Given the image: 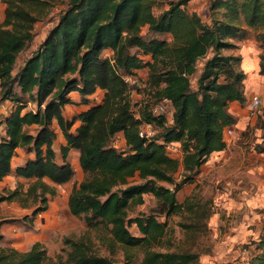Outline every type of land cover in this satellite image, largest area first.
Listing matches in <instances>:
<instances>
[{"label":"trees","instance_id":"1","mask_svg":"<svg viewBox=\"0 0 264 264\" xmlns=\"http://www.w3.org/2000/svg\"><path fill=\"white\" fill-rule=\"evenodd\" d=\"M0 1L6 4L0 23V99L12 103L0 118L5 130L0 181L12 171L18 148L35 153L16 166L18 175L71 181L75 170L67 153L77 148L84 178L73 186L68 206L89 229L98 230L109 251L101 254L90 234L66 235V259L60 256L58 264H219L200 259L210 253L201 238L211 230V199L192 192L181 201L178 193L197 182L212 153L227 146L226 132L236 123L229 107L244 103L246 76L242 56L228 51L250 28L264 44V0H210L209 21L189 10L191 0H66L57 21L18 67L37 23L62 0ZM142 69H148V96L134 102L125 77L142 80ZM99 89L102 100L92 102ZM73 91L80 93L78 104L89 107L66 118L65 106L75 103ZM161 101L172 105L171 119L154 111ZM55 119L66 138L62 162L53 148ZM144 125L152 127V136L140 135ZM119 134L122 142L116 146ZM171 144L180 156L170 153ZM254 149L264 153V133ZM40 184L44 204L33 209V218L47 209L46 193H55ZM147 194L156 198L163 219L155 213L131 215ZM5 199L0 196V202ZM178 213L182 219L170 224L168 217ZM0 264L55 263L36 241L27 250L0 247Z\"/></svg>","mask_w":264,"mask_h":264},{"label":"rangeland","instance_id":"2","mask_svg":"<svg viewBox=\"0 0 264 264\" xmlns=\"http://www.w3.org/2000/svg\"><path fill=\"white\" fill-rule=\"evenodd\" d=\"M65 1L62 0L58 3L47 18L37 23L34 41L19 56L18 64L26 59L48 28L57 21L58 14L65 7ZM209 2L210 0H191L188 8L191 11H197L203 20L209 21ZM5 6L6 4L0 1V23L5 15ZM235 41L238 47L228 52L240 54L243 47H251L260 54L261 59V54L264 53V44H261L254 29H248L245 38ZM107 54L111 53L108 52ZM240 65L244 70L242 62ZM198 66L201 64L199 63ZM256 72L264 75L260 73V68ZM147 75L148 69H142L139 72V77L142 80H139L138 86L132 89L134 102H140L148 96V90L144 84ZM245 75L244 86L246 87V83H249V74L245 73ZM197 76L198 73H195L191 78L193 86L196 85ZM257 96L260 103L254 105L253 99ZM249 100V104L238 103L239 106L237 105V107H229L230 112L236 118L235 126L232 128L233 131L236 129V141L243 143V150L250 162L249 167L243 169L245 171L242 176L244 179L241 176L238 179H201L200 181L198 179L196 183L185 185L178 193V198L181 201L192 192H197L199 197L204 200L211 199L212 201L213 215L209 220L211 230L207 236L201 238V241L203 240L202 242L209 246L210 250V253L200 255V259L204 263L214 260L219 264H254V261L260 260L264 264V153H259L254 149L255 143L262 141L264 133V90L262 92L253 91ZM1 103L4 101L0 99ZM159 104L165 106L164 113L168 119H171L172 105L167 101H161ZM243 131L246 132L242 136ZM228 135L231 134L226 132V140L229 138ZM116 140L121 145L120 134ZM236 155L238 156V153ZM73 180L78 183L83 179ZM31 184L32 182L29 180L16 181L15 179H5L0 182V196L8 197V199L0 202V247L22 245L28 249L35 240V236L31 233H36L32 227L36 217L33 218L31 213L35 207L44 204L40 198L43 189L38 187L36 194H34L30 191ZM161 184L165 183L161 182ZM52 189L55 190L56 188ZM46 197L48 206V198H53L54 195L48 192ZM60 201L59 199V203ZM235 203L236 209L234 208ZM59 206L62 216L66 217L67 220L63 226L64 230L51 233L47 239L48 242L43 243L55 264L59 263L60 256L63 260L66 259V250L63 249L62 238L64 235L77 238L86 233L90 234L100 253L109 255L108 249L99 242L98 230L89 229L82 218L72 217L65 210V205L60 203ZM131 211L132 216L139 213H155L158 214L159 219L164 218V216L159 215L158 202L152 194L145 195L144 203L134 206ZM180 219H182L180 213L171 214L168 217V221L172 225ZM129 228L134 234H139V229L135 224H131ZM178 230L179 228H177ZM120 252L122 251L120 250ZM116 258L120 260L122 258L121 253Z\"/></svg>","mask_w":264,"mask_h":264},{"label":"crops","instance_id":"3","mask_svg":"<svg viewBox=\"0 0 264 264\" xmlns=\"http://www.w3.org/2000/svg\"><path fill=\"white\" fill-rule=\"evenodd\" d=\"M240 54L242 56V63L245 73L249 74L248 76L249 83H246L245 101H244V103L249 104L251 100V99L249 100V98L253 91L262 92L264 90V75H260L258 74V72H256L260 68V54L255 50V48L243 47ZM20 64L17 63L16 64L17 67ZM103 96H104V90L99 89L90 97L92 98V102H100ZM71 97L75 103H69L65 106L64 116L66 118H71L75 113L89 107V105L86 104H78L81 98L79 92L77 91L71 92ZM237 105L238 103L234 102L231 104V107H237ZM11 109H12L11 101L6 100L4 101V103H1L0 118L3 115H7L11 111ZM53 127L56 131V138L54 140L53 148L56 152L57 161L62 162L64 158L61 153V147L66 144V138L56 119L53 122ZM4 133H5L4 126L0 122V140L1 137L4 135ZM228 136L229 138L227 140L226 148L212 153L208 158V160L202 165L201 172L197 178L199 179V181L201 179H238L240 178L239 176L241 177L243 176V173L245 172L243 169L249 167L250 162L249 160H247L246 152L243 150L244 145L241 141L239 142L236 141V129H234L233 133ZM236 153H238V156L236 155ZM34 156L35 153L33 151L28 152L23 148H18L12 160L13 169L8 175H6L3 178L2 181H4L5 179H15L16 181L29 180L30 182H32L30 188L34 194H36V189H38V187L39 188L41 187L40 184L41 182L45 183L46 185H49L52 188H56L55 193L53 194L54 197L48 198L47 209L41 211L36 216L32 226L36 232L34 234L31 233V235L35 236L34 242L40 241L42 243L44 242L47 243L48 242L47 239L51 236L50 234L63 231L64 230L63 226L64 224H66L67 221L66 217L62 216L59 206L60 203L65 205L66 207L65 210L68 211L72 217H74V215H72V213L70 212L68 206V199L73 186L77 182L75 180H71L63 184H58L52 181L48 177L42 178L40 182L38 180L39 179L38 177H24L18 175L15 172L16 166L25 163V161L28 158H33ZM79 156H80V151L77 148H71L67 153V160L71 163L73 169L75 170V175L73 179L84 178V172L79 163ZM242 179H244V177H242ZM37 193L40 194V192L38 191ZM47 194L48 192L46 193V196ZM59 199L61 200L60 203H59ZM234 208L236 209V203L234 204ZM64 236H62V238ZM15 248L19 250H27V248L23 247L22 245H17ZM254 264H263V262L260 260H256L254 261Z\"/></svg>","mask_w":264,"mask_h":264},{"label":"built area","instance_id":"4","mask_svg":"<svg viewBox=\"0 0 264 264\" xmlns=\"http://www.w3.org/2000/svg\"><path fill=\"white\" fill-rule=\"evenodd\" d=\"M125 79H126V81L130 84V86L132 87V89L138 85L139 80H138L137 77L126 76ZM253 103H254V105H258V104L260 103L259 98H258V97H254V99H253ZM164 110H165V106L162 105V104H156V105L154 106V111H155V112H162V111H164ZM227 133H228V134H232V133H233V130H232L231 128H229V129L227 130ZM153 134H154V130L152 129V127H150V126H148V125H144V126L140 129V135H142V136H147V137H149V136H152ZM118 142H119L118 140H115V141H114V144H115L116 146H119ZM168 149H169L170 153H171L173 156H178L179 154H181L180 149H179L175 144H171V145H169V146H168ZM0 227H1V222H0Z\"/></svg>","mask_w":264,"mask_h":264}]
</instances>
